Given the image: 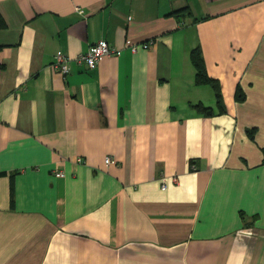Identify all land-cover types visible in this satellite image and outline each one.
I'll list each match as a JSON object with an SVG mask.
<instances>
[{
	"label": "crops",
	"instance_id": "crops-1",
	"mask_svg": "<svg viewBox=\"0 0 264 264\" xmlns=\"http://www.w3.org/2000/svg\"><path fill=\"white\" fill-rule=\"evenodd\" d=\"M0 12V264H264V111L249 110L264 104V0H0ZM102 39L122 54L66 77L50 67ZM196 47L226 112L196 83Z\"/></svg>",
	"mask_w": 264,
	"mask_h": 264
},
{
	"label": "built area",
	"instance_id": "built-area-1",
	"mask_svg": "<svg viewBox=\"0 0 264 264\" xmlns=\"http://www.w3.org/2000/svg\"><path fill=\"white\" fill-rule=\"evenodd\" d=\"M76 11L79 14H84V10L81 7H76ZM150 44V42L144 43L142 44L145 47H148V45ZM141 44H133L130 46H127L128 48L131 49L132 52H135L138 50V48L140 46H142ZM122 53V50L117 49L115 47H112L110 45V43L107 40H100L99 42L91 45L89 47V49L78 55V57L73 58L71 56H69L68 54H66L63 51H58L54 57V61L51 63L50 67L53 69V71L57 72L58 74H61L62 76L66 77L68 75H70L73 72L74 69V65L77 66H84L87 69H95L99 63L106 57L112 56V55H117L120 56ZM114 161V159L111 156H108L106 158V163L108 165L112 164ZM191 167L193 169L196 168L195 164H192ZM63 172L59 171L56 173V176H62ZM169 178V179H168ZM170 180L173 181L174 183H178V177H176L175 175L171 176V177H167V176H162L161 177V184H162V189L165 190L168 187V181Z\"/></svg>",
	"mask_w": 264,
	"mask_h": 264
},
{
	"label": "trees",
	"instance_id": "trees-1",
	"mask_svg": "<svg viewBox=\"0 0 264 264\" xmlns=\"http://www.w3.org/2000/svg\"><path fill=\"white\" fill-rule=\"evenodd\" d=\"M191 14V9L190 7L186 6L181 9L175 10L170 15H174L176 17H181L182 15L187 16ZM7 27V22L5 21L2 13L0 12V29H4ZM3 46L0 45V49ZM131 50V49H130ZM122 54V53H121ZM191 62L196 70V83L199 85H210L216 95L217 99V104L219 107V110L221 112H226V107L223 102V94H222V89L220 82L212 77L209 76L208 71H207V66L205 62V58L203 56V52L200 47H196L192 50L191 52ZM82 67V66H81ZM86 68V67H85ZM87 69V68H86ZM240 87L237 89V100L240 101L241 95H240ZM240 99V100H239ZM194 108L201 114L209 116L213 114L214 110H212L211 107H207L202 103H199L194 106ZM252 139H254V134L252 133L251 136ZM7 173L1 172L0 175H5ZM12 198L14 199V187H12ZM14 201V200H13Z\"/></svg>",
	"mask_w": 264,
	"mask_h": 264
},
{
	"label": "rangeland",
	"instance_id": "rangeland-1",
	"mask_svg": "<svg viewBox=\"0 0 264 264\" xmlns=\"http://www.w3.org/2000/svg\"><path fill=\"white\" fill-rule=\"evenodd\" d=\"M147 42H150V44L148 45V47L151 45V44H153L154 43V40H151V41H147ZM147 42H144V43H147ZM138 44V43H137ZM136 44V45H137ZM133 45V44H132ZM140 45V44H139ZM240 89H241V91H240V95H241V100L240 101H238V102H240V103H242V102H245V100L247 99V94L246 93H244L243 92V87H240ZM241 105H243V104H241ZM261 107V111H264V104H262V105H258V104H255V105H252L250 108H249V110L250 111H253L254 110V115H258V111H259V108ZM259 126L258 125H256V126H252L251 128H248L249 129V131H248V134L250 135V136H252V133L253 134H255V133H257V128H258Z\"/></svg>",
	"mask_w": 264,
	"mask_h": 264
}]
</instances>
